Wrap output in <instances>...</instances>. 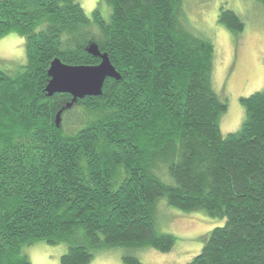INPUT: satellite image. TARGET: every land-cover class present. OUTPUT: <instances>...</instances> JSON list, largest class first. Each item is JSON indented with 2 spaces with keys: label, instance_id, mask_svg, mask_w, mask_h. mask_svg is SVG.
<instances>
[{
  "label": "trees",
  "instance_id": "1",
  "mask_svg": "<svg viewBox=\"0 0 264 264\" xmlns=\"http://www.w3.org/2000/svg\"><path fill=\"white\" fill-rule=\"evenodd\" d=\"M182 15V0H98L90 16L79 0H0V39L25 48L23 66L0 70V264H31L23 249L38 242L64 245L60 264L111 248L167 253L160 198L225 220L186 264H264V90L240 99L242 126L223 136L215 48ZM217 24L244 28L224 7ZM92 46L119 80L72 104L46 96L51 62L97 66Z\"/></svg>",
  "mask_w": 264,
  "mask_h": 264
},
{
  "label": "rangeland",
  "instance_id": "2",
  "mask_svg": "<svg viewBox=\"0 0 264 264\" xmlns=\"http://www.w3.org/2000/svg\"><path fill=\"white\" fill-rule=\"evenodd\" d=\"M97 1L79 0V3L90 16ZM220 7L239 15L244 24L241 33L231 34L217 24ZM98 8L106 13L104 6ZM182 13L190 29L215 48L213 87L226 106L219 129L223 136L235 133L244 121L240 99L264 90V12L255 0H182ZM24 64V40L14 34L0 39V70L12 75ZM70 117L72 115L68 116V122H71ZM224 223V219L213 218L204 210L181 212L160 198L154 230L175 238L171 251L162 253L148 247L111 248L95 252L89 264H124L125 255L135 257L141 264H186L200 253L207 234ZM65 252L64 245L49 246L43 242L23 249V255L31 264H60Z\"/></svg>",
  "mask_w": 264,
  "mask_h": 264
},
{
  "label": "water",
  "instance_id": "3",
  "mask_svg": "<svg viewBox=\"0 0 264 264\" xmlns=\"http://www.w3.org/2000/svg\"><path fill=\"white\" fill-rule=\"evenodd\" d=\"M92 48L94 56L101 60L97 66H67L57 59L51 62L47 72L49 81L45 88L46 96L69 95L72 104L84 98L100 97L106 79L119 80V76L111 67L107 56H101L97 53L96 48L93 46ZM59 115L56 117L57 120H59Z\"/></svg>",
  "mask_w": 264,
  "mask_h": 264
}]
</instances>
